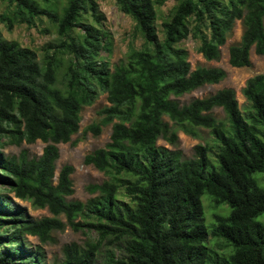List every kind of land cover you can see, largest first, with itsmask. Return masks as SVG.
Instances as JSON below:
<instances>
[{"label":"trees","instance_id":"trees-1","mask_svg":"<svg viewBox=\"0 0 264 264\" xmlns=\"http://www.w3.org/2000/svg\"><path fill=\"white\" fill-rule=\"evenodd\" d=\"M59 1L9 0L14 12L0 17L9 31L47 18L61 38L39 60L0 31V140L46 145L31 160L0 153V181L16 198L53 216L28 220L0 195V264H48L42 248L31 249L26 236L46 244L67 227L98 239L64 246L63 260L53 264H264V75L247 81L244 110L233 89L188 104L178 100L227 76L217 68L192 70L188 51L179 47L190 36L200 40L198 51L207 61H219L229 32L241 21L244 33L229 49L230 65L249 67L252 50L264 57V0H175L162 24L163 40L156 23L168 0H116L145 43L114 69L101 59L103 52L111 54L112 37L101 28L105 18L97 0H68L61 13ZM100 93L107 94L109 106L85 134L99 136L112 125L111 139L84 165L107 180L87 187L93 197L86 202L69 201L75 168L65 165L56 176L58 146L78 134L82 109ZM215 109L223 110L226 122ZM200 130L212 141L197 145L192 159L158 145L164 140L176 147L179 131L199 138ZM204 195L230 210L227 217L216 216L211 232ZM8 223L9 231L1 232ZM105 245L112 250L101 263Z\"/></svg>","mask_w":264,"mask_h":264},{"label":"rangeland","instance_id":"rangeland-1","mask_svg":"<svg viewBox=\"0 0 264 264\" xmlns=\"http://www.w3.org/2000/svg\"><path fill=\"white\" fill-rule=\"evenodd\" d=\"M67 2L68 0L59 1L60 13L66 7ZM97 3L99 5V12L103 14L105 18L101 28L108 31L112 37V52L111 54L103 52L101 54V59L107 60L112 66V69H114L122 61H125L127 54L132 48L140 50L144 46L145 40L138 30L135 21L120 11L116 0H97ZM176 5L177 2L175 0H168L164 6L158 9L156 27L161 40L164 39L162 24L173 14ZM14 10L15 7L10 4L9 0H0V17L4 14H12ZM85 18L89 23L94 24L90 15H86ZM35 22L36 25L32 27H28L25 24H17L12 31H9L7 26L0 21V31L4 39L18 42L22 47L34 50L39 60H41L48 45L58 44L61 38L58 35L57 24L52 23L47 18H37ZM191 26H194V23H192ZM204 32L209 33L207 30H204ZM75 33L78 34L79 31L77 30ZM243 33L244 27L242 22H236L228 34L225 46L221 48V58L219 61H207L202 54L199 53L198 49L201 43L195 35L190 36L179 45V47L188 51L192 70L197 68H217L224 70L227 74L226 79L221 83L204 86L201 89L179 98L178 100L181 104H188L194 99L207 98L223 89H233L236 93L239 107L244 110L245 107L248 106V102L242 91L249 79L257 75H264V57L257 56L254 50H252L250 56L251 65L249 67L234 68L230 65L229 49L231 46L241 42ZM107 106H109L107 94L100 93L93 105L85 106L82 109V121L78 134L72 137L70 143L60 144L58 146L60 150V159L56 164V176H58L60 170L65 165H71L75 168V172L72 175L75 193L68 198L69 201L86 202L93 197L88 193L87 187L89 185L102 184L107 180V176L104 173L98 171L93 166L84 165V159L87 155L93 153L95 150L104 148L106 144L110 142L112 125L102 127V133L99 136H94L92 133L85 134V130L90 125L101 122L103 116H101L100 113ZM213 113L219 120L227 121V117L222 109H215ZM178 136L179 142L176 147L169 145L164 140H159L158 145L171 150H180L183 159L186 160L195 157V147L197 145H204L212 141L207 130H200L199 138H193L182 131L178 132ZM74 143L76 144L74 145ZM45 146L46 145L40 141L34 144H28L23 141L20 145H16L11 142L10 137L5 136L0 140V153H2L4 158H19L22 154H25L31 160L42 155ZM1 170L2 167L0 166V171ZM261 186L264 187L263 182H261ZM0 195L8 197L14 206L20 208V210L27 215L28 220H41L46 217H53L48 209L34 208L30 202L16 198L15 193L1 181ZM120 199L123 198L120 197ZM202 203L205 211V226L209 232H211L214 224L217 223L216 216L227 217L230 210L224 206L216 207L207 195L202 197ZM2 217L3 219L9 218L7 216ZM61 219L66 222L64 217H61ZM11 225L12 223H8L6 228L2 229L1 232L9 231ZM52 238V242L42 244L38 237L26 236V240L31 249H35L36 247L42 248L48 264H53L56 261L61 262L63 260L64 246L71 243L84 245L89 239L93 241H97L98 239L94 232L86 235L82 232H74L69 227L61 232H53ZM215 240L216 239H214L212 243H214ZM111 250V247L106 245L103 246V256L99 258L101 263H104L106 260V251Z\"/></svg>","mask_w":264,"mask_h":264}]
</instances>
